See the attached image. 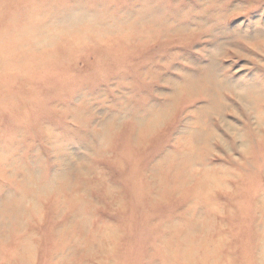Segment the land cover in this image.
<instances>
[{"label":"rangeland","instance_id":"1","mask_svg":"<svg viewBox=\"0 0 264 264\" xmlns=\"http://www.w3.org/2000/svg\"><path fill=\"white\" fill-rule=\"evenodd\" d=\"M0 264H264V0H0Z\"/></svg>","mask_w":264,"mask_h":264},{"label":"bare ground","instance_id":"2","mask_svg":"<svg viewBox=\"0 0 264 264\" xmlns=\"http://www.w3.org/2000/svg\"><path fill=\"white\" fill-rule=\"evenodd\" d=\"M212 178H213V177H212ZM212 178H210L209 180L211 181ZM210 181L205 185V188H206L207 190H210L211 187H212V184H209Z\"/></svg>","mask_w":264,"mask_h":264}]
</instances>
